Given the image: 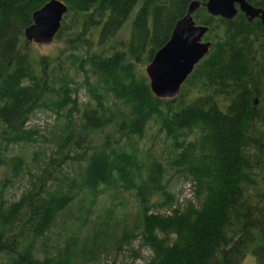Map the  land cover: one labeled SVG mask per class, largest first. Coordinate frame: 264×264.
<instances>
[{
  "label": "trees",
  "instance_id": "obj_1",
  "mask_svg": "<svg viewBox=\"0 0 264 264\" xmlns=\"http://www.w3.org/2000/svg\"><path fill=\"white\" fill-rule=\"evenodd\" d=\"M46 1L0 0V264H126L104 257L125 247L149 248L144 264H264L262 19L202 4L212 46L161 98L143 65L192 0H64L53 53L25 36ZM39 110L55 114L46 130L29 124Z\"/></svg>",
  "mask_w": 264,
  "mask_h": 264
},
{
  "label": "water",
  "instance_id": "obj_2",
  "mask_svg": "<svg viewBox=\"0 0 264 264\" xmlns=\"http://www.w3.org/2000/svg\"><path fill=\"white\" fill-rule=\"evenodd\" d=\"M202 4L212 14L232 19L241 10L250 20L260 17L264 23V8L248 0H207L205 3L192 0L185 14L176 21L170 38L146 64L151 89L158 97L178 96L196 64L208 54L212 46V40L204 39L209 25L198 23L194 17ZM67 11L68 4L64 0H48L35 9L33 22L25 29L28 41L39 44L52 42Z\"/></svg>",
  "mask_w": 264,
  "mask_h": 264
},
{
  "label": "rangeland",
  "instance_id": "obj_3",
  "mask_svg": "<svg viewBox=\"0 0 264 264\" xmlns=\"http://www.w3.org/2000/svg\"><path fill=\"white\" fill-rule=\"evenodd\" d=\"M60 45V42L56 39H54L52 42L48 44H39L34 42L33 46L39 51L44 53H53L57 51L58 46ZM144 68H146V64L143 65ZM79 96L81 100H86V94L85 91L82 89L79 92ZM55 120V114H53L51 111H45V110H39L36 112L35 115L31 118L29 121V124L39 126L42 129H48L51 127V124ZM147 145L153 146L154 152L156 154H162L167 153L169 150V140L165 138L163 133H160L156 127H151L148 133V136L146 137ZM41 148L46 149L47 142L40 141ZM31 148H34V145H31ZM49 153V152H48ZM42 156L44 157L45 154L42 153ZM27 179V176H26ZM26 179L19 180L18 182H15L13 186H10L9 189V196L12 198H18L20 197L22 191L24 190V187L26 186ZM174 187L178 193L179 199L182 201L186 198L193 197V184L191 181L184 179L183 177H177L174 178ZM164 210V209H163ZM139 241L135 240L133 242V246L135 248H138ZM141 255L135 256V253L132 249H129V247H125L124 250L121 252L112 253L108 256H104L107 258V261H111L113 257L115 258L118 256L119 261L124 262L126 264H144L145 261L149 258L151 254V250L147 247L141 248L140 250ZM250 260V264H255L256 259L253 256H248ZM254 262V263H253Z\"/></svg>",
  "mask_w": 264,
  "mask_h": 264
}]
</instances>
